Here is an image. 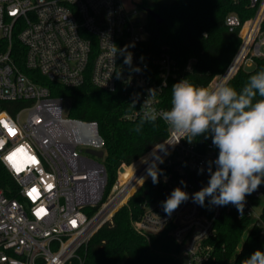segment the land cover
Returning a JSON list of instances; mask_svg holds the SVG:
<instances>
[{
	"label": "built area",
	"instance_id": "1",
	"mask_svg": "<svg viewBox=\"0 0 264 264\" xmlns=\"http://www.w3.org/2000/svg\"><path fill=\"white\" fill-rule=\"evenodd\" d=\"M250 4L255 8L250 19L226 18L230 31L239 30L241 43L209 89L264 58V0ZM15 37L32 75L13 57ZM150 37L147 20L123 0H0V167L13 180L12 187L0 179V264H85L82 253L92 238L141 190L133 226L146 236L168 233L186 264H235L243 244L231 255L217 243L223 214L248 220L244 236L256 231L264 246L262 186L246 196L242 213L232 204L216 206L206 198L200 206L192 199L207 185L209 166L215 169L216 150L202 151L195 140L175 143L178 137L167 126V137L134 162L139 164L134 174L123 182L134 163L121 165L109 189L98 123L70 117L67 99L43 84L77 88L90 80L107 92L120 89L131 104L127 120L155 114V121H163L159 114L171 107L176 63L165 50L157 56L147 50ZM153 161L161 174L151 195L146 185ZM176 187L189 199L169 216L162 202Z\"/></svg>",
	"mask_w": 264,
	"mask_h": 264
},
{
	"label": "trees",
	"instance_id": "2",
	"mask_svg": "<svg viewBox=\"0 0 264 264\" xmlns=\"http://www.w3.org/2000/svg\"><path fill=\"white\" fill-rule=\"evenodd\" d=\"M152 10L161 16L163 22L157 24L148 15L147 26L151 37L146 48L156 56L165 50L175 61L176 80L171 83L170 93L172 86L182 79L207 87L216 75L223 73L241 43L239 30L230 31L226 25L227 16L236 14L246 21L255 14L250 0H174L171 3H156ZM12 54L18 66L32 75L25 69L24 48L16 37ZM262 68L264 58H258L253 69L241 68L229 84L239 90L250 75ZM43 84L50 88L53 96L67 99L70 117L98 123L105 141L104 165L109 189L116 181L121 165L136 162L168 135L163 121L127 120L125 114L131 110V104L120 89L107 92L95 87L90 80L77 88H67L47 80H43ZM138 126L140 130L136 131ZM195 142L202 151H219L212 144L210 135L207 138L201 135ZM138 166L134 163L122 181ZM0 179L2 186L8 184L13 187V180L1 167ZM155 185L152 182L146 185L151 195ZM260 186L264 188V183ZM6 193L12 195L8 190ZM144 193V190L139 191L115 214L113 224L105 225L92 238L82 253L85 264H186L179 258L180 245L168 233L146 236L133 226L140 213L139 202ZM248 223V220H238L234 214H223L217 222V243L220 246L225 245L233 255L243 244L235 264H242L253 252L264 249L256 231L244 236Z\"/></svg>",
	"mask_w": 264,
	"mask_h": 264
},
{
	"label": "clouds",
	"instance_id": "3",
	"mask_svg": "<svg viewBox=\"0 0 264 264\" xmlns=\"http://www.w3.org/2000/svg\"><path fill=\"white\" fill-rule=\"evenodd\" d=\"M170 104L159 115L177 135L175 143L210 135L219 150L212 162L215 169L208 168L207 185L192 194L193 201L204 206L208 198L212 205L232 204L242 213L246 196L264 183V68L250 75L239 90L223 80L209 89L182 79L172 86ZM147 119L155 121L157 116L149 114ZM147 174L153 184L159 183L161 170L155 161ZM181 184L186 187V182ZM188 199L189 194L176 187L162 202L163 210L170 216ZM242 264H264V251L256 250Z\"/></svg>",
	"mask_w": 264,
	"mask_h": 264
},
{
	"label": "rangeland",
	"instance_id": "4",
	"mask_svg": "<svg viewBox=\"0 0 264 264\" xmlns=\"http://www.w3.org/2000/svg\"><path fill=\"white\" fill-rule=\"evenodd\" d=\"M174 0H123L124 5L127 8H131L135 6V8L138 9V11L141 13V16L148 20V12L146 11L147 8H154L156 3H171ZM255 64H248L245 65L244 69L251 70L253 69Z\"/></svg>",
	"mask_w": 264,
	"mask_h": 264
},
{
	"label": "water",
	"instance_id": "5",
	"mask_svg": "<svg viewBox=\"0 0 264 264\" xmlns=\"http://www.w3.org/2000/svg\"><path fill=\"white\" fill-rule=\"evenodd\" d=\"M146 11L148 12V14L156 21L157 24H161L163 22V19L161 18V16L159 14H157L154 10H152L151 8H147ZM69 106H70V103L67 102L66 104V110L69 109ZM91 153L93 155H97L99 157H102L103 156V152L100 151V152H96V151H91ZM121 172H124L125 169L124 168H121L120 169Z\"/></svg>",
	"mask_w": 264,
	"mask_h": 264
},
{
	"label": "bare ground",
	"instance_id": "6",
	"mask_svg": "<svg viewBox=\"0 0 264 264\" xmlns=\"http://www.w3.org/2000/svg\"><path fill=\"white\" fill-rule=\"evenodd\" d=\"M135 171H136V170H135ZM135 171H134V172H135ZM134 172L131 173L129 176H127V177L125 178V180H127L130 176H132V175L134 174ZM125 180H123V182H124Z\"/></svg>",
	"mask_w": 264,
	"mask_h": 264
},
{
	"label": "snow or ice",
	"instance_id": "7",
	"mask_svg": "<svg viewBox=\"0 0 264 264\" xmlns=\"http://www.w3.org/2000/svg\"><path fill=\"white\" fill-rule=\"evenodd\" d=\"M9 159H11V157ZM33 191H35V189H33Z\"/></svg>",
	"mask_w": 264,
	"mask_h": 264
}]
</instances>
